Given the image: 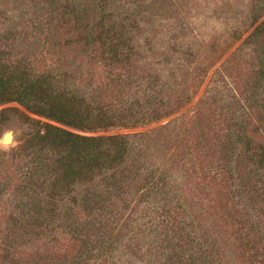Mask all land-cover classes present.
<instances>
[{"label": "rangeland", "instance_id": "1", "mask_svg": "<svg viewBox=\"0 0 264 264\" xmlns=\"http://www.w3.org/2000/svg\"><path fill=\"white\" fill-rule=\"evenodd\" d=\"M262 20L264 0H0V71L84 118L0 105V264H264ZM37 120L123 156L56 183Z\"/></svg>", "mask_w": 264, "mask_h": 264}, {"label": "trees", "instance_id": "2", "mask_svg": "<svg viewBox=\"0 0 264 264\" xmlns=\"http://www.w3.org/2000/svg\"><path fill=\"white\" fill-rule=\"evenodd\" d=\"M263 30L264 20L255 26L250 35L258 36ZM15 64L0 71V105L15 101L25 110L61 125L78 129L83 127L84 118L75 107L61 98L56 99L57 96L46 87L45 78L35 75L27 78L24 75L31 71L22 70ZM261 106H264V101ZM37 121L43 127V132L36 130L30 144L37 148L36 160L45 172L56 175V183L59 181L65 186H71L81 179L92 180L98 166H106L105 163L109 165L123 156V152L114 147L115 141L123 140L122 136H83L49 122ZM109 141L112 152L106 155L101 151L104 143ZM45 147L57 153L58 157L51 160L43 152ZM259 147L264 148V144ZM261 153V164L264 167V149Z\"/></svg>", "mask_w": 264, "mask_h": 264}, {"label": "water", "instance_id": "3", "mask_svg": "<svg viewBox=\"0 0 264 264\" xmlns=\"http://www.w3.org/2000/svg\"><path fill=\"white\" fill-rule=\"evenodd\" d=\"M12 139V131H6L1 137L0 141L2 143L9 142Z\"/></svg>", "mask_w": 264, "mask_h": 264}]
</instances>
